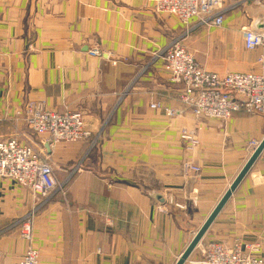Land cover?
<instances>
[{
    "label": "crops",
    "instance_id": "obj_1",
    "mask_svg": "<svg viewBox=\"0 0 264 264\" xmlns=\"http://www.w3.org/2000/svg\"><path fill=\"white\" fill-rule=\"evenodd\" d=\"M223 2L224 27L211 34L156 13L152 0H0V140L34 146L56 181L68 179L63 199L42 206L29 190L0 182V264L24 255L14 224L32 212L39 264L176 263L264 138V113L196 119L157 58L186 36L206 71L261 73V49L243 43L245 31L264 32L256 0ZM28 103L80 112L90 138L49 145L24 124ZM182 130L194 133L193 149ZM237 239L259 243L264 259V149L184 264H202L207 243Z\"/></svg>",
    "mask_w": 264,
    "mask_h": 264
},
{
    "label": "built area",
    "instance_id": "obj_2",
    "mask_svg": "<svg viewBox=\"0 0 264 264\" xmlns=\"http://www.w3.org/2000/svg\"><path fill=\"white\" fill-rule=\"evenodd\" d=\"M154 11L176 17L181 23L197 17L199 25L221 27L226 8L222 0H152ZM246 50L261 49L258 59L264 64V32L247 30L243 34ZM95 56L96 52H93ZM100 56V55H99ZM164 62L169 81L181 84L179 100L196 119L229 120L235 113H264V78L253 72L219 75L199 67L192 55L173 39L157 58ZM102 64L106 60L99 57ZM152 108L156 106L152 105ZM167 115L177 113L167 111ZM22 120L35 136L44 138L49 145L74 143L90 138L80 112L57 113L47 110L43 103H28L23 110ZM190 148L198 144L192 133H180ZM79 167L75 165L69 177ZM12 181L29 190L36 198H42L41 206L58 195H65L67 181H56L48 157L33 146L22 144L16 137L0 141V182ZM178 207V206H176ZM180 209V207H178ZM163 206L161 212L166 213ZM34 212L15 222L17 232L28 248L16 264H39V251L33 247L32 217ZM238 245L222 248L217 245L204 247L205 264H263L255 256L244 257ZM241 247V246H240Z\"/></svg>",
    "mask_w": 264,
    "mask_h": 264
},
{
    "label": "rangeland",
    "instance_id": "obj_3",
    "mask_svg": "<svg viewBox=\"0 0 264 264\" xmlns=\"http://www.w3.org/2000/svg\"><path fill=\"white\" fill-rule=\"evenodd\" d=\"M222 2H223V0H222ZM224 3V2H223ZM256 4L258 5V7L260 8V10H261V12H262V14L264 15V0H256ZM228 13H227V11L224 13V18H223V24H224V20H225V16L227 15ZM172 16V15H171ZM172 17H174V16H172ZM176 18V17H175ZM180 22V21H179ZM189 23L188 24H183V25H185V26H190V25H194L195 24V26H191L190 28H191V30H194V28L196 29V28H198V27H200V26H205V25H200L199 26V22H200V20L195 16V17H193V18H191L189 21H188ZM222 24V26L221 27H213V26H209V25H207L209 28L208 29H210V33L212 34V32H214V31H216V32H219L220 33V30L224 27V25ZM190 30V29H189ZM190 30V31H191ZM188 32V31H187ZM222 33H223V31H221ZM190 33V32H189ZM188 33V34H189ZM187 34V35H188ZM185 38H186V36H182V37H180V43H181V45L183 46V48L185 49V51L187 52V53H189V54H191L185 47H184V45H183V42H184V40H185ZM93 52H96V54H98L97 56H95V54H93ZM89 54L91 55V56H93V57H97L98 59H99V57L100 58H103V56H102V54L100 53V51L98 50V49H96V48H92L91 50H89ZM100 55V56H99ZM192 55V54H191ZM192 57H193V55H192ZM193 59H194V57H193ZM107 60V59H106ZM195 60V59H194ZM196 62V61H195ZM164 63V62H163ZM197 63V62H196ZM198 64V63H197ZM199 65V64H198ZM199 67L201 68V69H203L200 65H199ZM261 67H262V65H261ZM203 70H205V69H203ZM206 71V70H205ZM167 72V71H166ZM209 72V71H208ZM168 73V72H167ZM247 73V72H246ZM256 74H261L262 76H263V78H264V66H263V71L260 73H256ZM221 76H223V75H221ZM168 79H169V76H168ZM169 81V80H168ZM169 83L170 84H172V85H174V86H176L177 87V90L179 91V90H181V84H173V83H171L170 81H169ZM154 106H156L155 108H152L151 107V109H158L159 108V105L158 104H153ZM152 106V105H151ZM183 107L186 109V107L183 105ZM187 110V109H186ZM167 111H172V112H175V113H177V115L179 114L178 112H176V111H174V110H167ZM189 111V110H188ZM191 112V111H190ZM241 113H244V112H241ZM191 114H192V112H191ZM235 114H239V113H235ZM235 114H233L232 115V117L235 115ZM244 114H246L247 116H249V115H255V114H247V113H244ZM169 115V114H168ZM192 115H194V114H192ZM170 116V115H169ZM170 117H174V116H170ZM231 117V118H232ZM206 120H209V119H206ZM214 120H216V119H214ZM83 121H84V119H83ZM216 121H222V122H225V121H223V120H216ZM227 121V120H226ZM85 126V125H84ZM186 132V133H188V134H191L192 133V138L195 140L196 138H195V135H194V133L192 132V131H187V130H182L181 131V133L182 132ZM90 134V133H89ZM90 136H91V134H90ZM14 137V136H13ZM9 138V137H8ZM1 141V140H0ZM31 142H33V144L34 145H36V146H38V143L35 141V139L34 138H32V140H31ZM82 142V141H81ZM84 142V141H83ZM183 142H185V143H187V141H183ZM66 143V142H65ZM70 143V142H69ZM188 144V143H187ZM253 145V144H252ZM34 147V146H33ZM35 148V147H34ZM190 148V147H189ZM37 149V148H36ZM191 149V148H190ZM193 149V148H192ZM38 150V149H37ZM187 168H189L188 170L189 171H195V172H198L199 171V168H196V167H187ZM59 183H62V182H59ZM65 191H66V187H65ZM63 197L64 196H62V195H58V196H56L55 198H53L52 200H54V199H56V198H61V199H63ZM172 202H170V204H171ZM173 206H174V208H176V209H179V210H184L185 209V207L183 206V205H180V204H173ZM176 206H178V207H180L181 206V208L182 209H180V208H178V207H176ZM166 210V213H167V208L165 209ZM238 245L239 246V248H240V250H241V254L244 256V257H246V258H248L249 256H255L258 260H261L262 262H263V264H264V259H263V257L261 256V254H260V251H261V246H260V244L259 243H257V242H252V243H242L239 239H237V240H235L234 242H232V243H230V244H226V243H224V242H210V243H207L204 247H208L209 245H217V246H220V247H222V248H225V247H232L233 245ZM237 246V247H238ZM241 246V247H240ZM198 247V246H197ZM204 247H202V248H204ZM202 254L204 255V253L202 252ZM205 262H206V259H205V255H204V260H203V262H202V264H205Z\"/></svg>",
    "mask_w": 264,
    "mask_h": 264
},
{
    "label": "water",
    "instance_id": "obj_4",
    "mask_svg": "<svg viewBox=\"0 0 264 264\" xmlns=\"http://www.w3.org/2000/svg\"><path fill=\"white\" fill-rule=\"evenodd\" d=\"M264 149V138L260 142V144L257 146V148L254 150L253 154L249 158V160L246 162L244 167L241 169L237 177L234 179V181L231 183L229 186L228 190L224 193L222 198L219 200V202L216 204L212 212L209 214L205 222L202 224L200 229L196 232L194 237L192 238L191 242L187 246V248L184 250V252L181 254L179 259L176 261L175 264H184L191 253L197 248L199 243L201 242L202 238L208 231V229L211 227L213 222L216 220L217 216L221 213L229 199L231 198L232 194L235 192L237 187L240 185L242 180L245 178L255 161L258 159L260 156L261 152Z\"/></svg>",
    "mask_w": 264,
    "mask_h": 264
},
{
    "label": "bare ground",
    "instance_id": "obj_5",
    "mask_svg": "<svg viewBox=\"0 0 264 264\" xmlns=\"http://www.w3.org/2000/svg\"><path fill=\"white\" fill-rule=\"evenodd\" d=\"M165 15H167V14H165ZM170 16V15H169ZM203 249V248H202Z\"/></svg>",
    "mask_w": 264,
    "mask_h": 264
}]
</instances>
